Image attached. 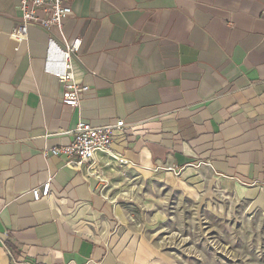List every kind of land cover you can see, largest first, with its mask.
<instances>
[{"label": "crops", "instance_id": "0c3cea01", "mask_svg": "<svg viewBox=\"0 0 264 264\" xmlns=\"http://www.w3.org/2000/svg\"><path fill=\"white\" fill-rule=\"evenodd\" d=\"M20 5L0 0V264H130L113 244L119 189L159 173L206 170L264 216V0H70L62 32L83 36L73 71L90 87L75 108L46 69L61 33L32 26L18 43ZM117 119L128 127L112 151L126 162L90 173L44 154L79 121Z\"/></svg>", "mask_w": 264, "mask_h": 264}, {"label": "rangeland", "instance_id": "374dc122", "mask_svg": "<svg viewBox=\"0 0 264 264\" xmlns=\"http://www.w3.org/2000/svg\"><path fill=\"white\" fill-rule=\"evenodd\" d=\"M152 177L133 181L144 187L135 199L121 196L119 203L129 223L120 218L125 226H119L113 241L117 249L127 238L117 250L130 257V264H172L167 257H179L180 264H264V216L247 210L246 197L227 189L225 179L210 177L206 170L169 183L162 173ZM173 232L179 234L167 237Z\"/></svg>", "mask_w": 264, "mask_h": 264}, {"label": "built area", "instance_id": "2783aa9c", "mask_svg": "<svg viewBox=\"0 0 264 264\" xmlns=\"http://www.w3.org/2000/svg\"><path fill=\"white\" fill-rule=\"evenodd\" d=\"M21 16L13 25L11 36L18 43L28 37L29 28L41 27L48 32L58 29L62 36V44L53 37L47 48L46 69L52 73L63 85L62 102L70 107H79L81 96L89 90V86L79 83L73 71V58L80 52L83 36L78 35L73 43H68L63 35L64 22L72 13L70 0H21ZM124 119L110 121L104 125L95 126L91 123L79 121L70 132L72 141L67 145H59L47 149L44 154L64 156L69 167L80 168L88 164L90 173L103 160L104 165H111L112 161L126 162L112 151L116 131L127 128ZM175 172V170L172 169ZM177 174V172H175ZM100 182L103 178L97 174ZM51 182L47 181L31 190L35 200L50 195Z\"/></svg>", "mask_w": 264, "mask_h": 264}, {"label": "bare ground", "instance_id": "6f19581e", "mask_svg": "<svg viewBox=\"0 0 264 264\" xmlns=\"http://www.w3.org/2000/svg\"><path fill=\"white\" fill-rule=\"evenodd\" d=\"M165 177H166V182L167 183H169V182H172L173 180H176V178L173 176V175H171V173L170 172H167L166 174H165ZM238 185V184H237ZM142 187H144L143 185H139V184H137V182H131V183H129V185L126 187V191H119L120 192V194L118 195V197H121V196H129L130 198H132L133 197V199H135L136 198V192H139L140 191V188H142ZM238 189L236 190V192L239 194V196H243L244 195V192H243V188L240 186V185H238V187H237ZM142 191V190H141ZM139 200V199H138ZM160 202H161V205H164L165 203H166V201L164 200V198H160ZM151 206L153 205V204H150ZM250 207V210L252 209V206H249ZM118 211H119V213H120V215L122 216V219H123V221L125 222V223H129V219H128V217H127V215L125 214V212H124V210H122V208L119 206V208H118ZM159 216L161 215V214H158ZM162 217V216H161ZM90 226V225H89ZM79 228H80V226H79ZM82 229V228H81ZM87 232H92V230H90L89 229V227L88 226H86V228H84ZM163 230V229H162ZM165 231V230H164ZM127 232V231H126ZM130 232V231H129ZM128 232V233H129ZM163 231H159L158 232V234L159 233H162ZM128 233H127V235H128ZM179 233H177V232H173L170 236H167V237H170V238H175V236L176 235H178ZM124 235V234H123ZM129 236V235H128ZM126 237V236H125ZM134 238V237H133ZM173 238V239H174ZM118 239H119V237H118ZM117 239V237H116V241L118 240ZM123 240H121L122 242L124 241V244H125V239H127V238H122ZM119 241H120V239H119ZM118 241V242H119ZM183 241H185V238H183ZM113 242V241H112ZM129 243H130V241H129ZM161 243H164V242H161ZM114 244V243H113ZM117 244V243H116ZM115 244V245H116ZM124 244H122V245H124ZM122 245H120V247L122 246ZM118 248L120 249V247H119V243H118ZM123 247H125V246H123ZM123 247H122V249H123ZM130 247V246H129ZM128 247V248H129ZM133 247V246H132ZM117 248V249H118ZM114 249H115V247H114ZM121 249V250H122ZM135 250V249H134ZM115 251H116V249H115ZM131 251V250H130ZM136 251V250H135ZM134 252V251H133ZM123 253H125V252H122V254ZM128 253V252H127ZM172 254H174V253H172ZM125 255V254H124ZM128 255V254H127ZM129 255H131V254H129ZM128 255V256H129ZM133 255V254H132ZM120 256H122V255H120ZM122 258V257H121ZM178 258L179 257H176V259H172V258H170V257H167V262H169V263H175V262H177L178 264H180V262L182 261H178ZM129 259H130V257H129Z\"/></svg>", "mask_w": 264, "mask_h": 264}, {"label": "trees", "instance_id": "16d2710c", "mask_svg": "<svg viewBox=\"0 0 264 264\" xmlns=\"http://www.w3.org/2000/svg\"><path fill=\"white\" fill-rule=\"evenodd\" d=\"M6 246L8 247V249L11 248L8 242H6ZM10 250H11V249H10Z\"/></svg>", "mask_w": 264, "mask_h": 264}]
</instances>
